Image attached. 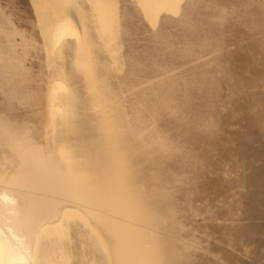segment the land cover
I'll use <instances>...</instances> for the list:
<instances>
[{"label": "bare ground", "instance_id": "6f19581e", "mask_svg": "<svg viewBox=\"0 0 264 264\" xmlns=\"http://www.w3.org/2000/svg\"><path fill=\"white\" fill-rule=\"evenodd\" d=\"M28 1L0 0V264H58L76 209L103 264H258L264 0Z\"/></svg>", "mask_w": 264, "mask_h": 264}, {"label": "rangeland", "instance_id": "374dc122", "mask_svg": "<svg viewBox=\"0 0 264 264\" xmlns=\"http://www.w3.org/2000/svg\"><path fill=\"white\" fill-rule=\"evenodd\" d=\"M113 1L114 0H112V3H113ZM14 2H15V6L17 7H20V8H23V7H25V9H26V16H27V20H28V22L30 23L31 22V20H32V22H33V20H34V17L31 15L32 14V12L30 11V9L31 8H29L30 7V5H29V1L28 0H14ZM109 2H111V1H109ZM110 4V3H109ZM113 5V4H112ZM31 13V14H30ZM31 17H33V19H31ZM30 20V21H29ZM232 195L233 194H235L236 192L234 191V190H232L231 192H230ZM12 203V202H11ZM60 203V202H59ZM59 203H57V205H56V203L54 204V207L52 208V209H50V210H48V211H54V208H55V205H56V207H58V206H60V204ZM59 204V205H58ZM63 204V203H62ZM65 205H67V204H63V205H61V206H63L62 207V209L64 208V209H66V207H65ZM68 206V205H67ZM78 208V207H77ZM63 209V210H64ZM77 211H75L76 213H73L72 212V216L70 215L69 216V218H68V220H67V222H66V226H67V230H66V232H67V234L69 235L70 234V232H71V234L69 235V237H70V239L68 238V242H67V239H61V242H60V246H61V248H64V249H62V251H63V256H62V258L59 260V262H58V264H103L104 263V260L102 259L103 257L101 256L100 257V255H103V253H101V251L98 249V247H96L95 246V243H94V240H92L91 238H89V233L90 232H88V230L90 231V229H87L86 228V230L84 229H81L80 227H82L81 225L83 224L84 226V228L86 227L85 225L86 224H84L80 219H79V217H76L75 219H74V217L76 216V215H79L78 213L80 212V213H84V212H82V210H80V211H78V209H76ZM78 212V213H77ZM73 214H75V216L73 215ZM74 219V221H72V224L75 222V220L78 222L77 224L76 223H74V227H76V228H73V225L71 224V220L72 219ZM69 219H71V220H69ZM251 220V221H250ZM253 221V222H252ZM262 223H261V222ZM218 223H222V224H224V223H227L226 221H217ZM258 222V223H257ZM246 223H252V224H254V223H257V225H261L260 226V231L262 232V233H264V215H261V214H259V215H256L255 217H251V218H249V219H247L246 220ZM261 223V224H260ZM69 225H72L71 226V228H70V226ZM79 226V227H78ZM89 228V227H88ZM77 229V230H76ZM73 232H72V231ZM81 231V232H80ZM69 232V233H68ZM88 232V233H87ZM74 233H75V235H74ZM81 234V235H80ZM73 236V237H72ZM86 237V238H85ZM74 238H75V240H74ZM261 238V237H260ZM79 239H80V241H79ZM65 241V242H64ZM76 245H75V244ZM65 244V245H64ZM80 245V246H79ZM91 245V246H90ZM77 246V247H76ZM85 246V247H84ZM78 248V249H77ZM74 249V250H73ZM92 250V251H91ZM264 251V237H262V241H261V246H260V248L258 249V252H259V256H264V252H262V251ZM80 251V252H79ZM83 251V252H82ZM261 251V252H260ZM86 253V254H85ZM93 253H95V254H97L96 255V257H94L95 256V254H93ZM78 254V255H77ZM100 254V255H99ZM98 255H99V257L101 258V260H100V258L98 257ZM67 256V257H66ZM63 260V261H62ZM74 260V261H73ZM89 260V261H88ZM94 260V261H93ZM99 260H100V263H99ZM239 260L241 261V262H243V263H247L248 261H249V257H248V255L247 254H243V255H241V257L239 258ZM98 262V263H97ZM262 262H264V258H262L261 259V261L258 263V264H260V263H262Z\"/></svg>", "mask_w": 264, "mask_h": 264}]
</instances>
